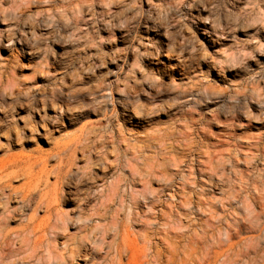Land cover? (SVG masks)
Returning a JSON list of instances; mask_svg holds the SVG:
<instances>
[{
  "label": "rangeland",
  "instance_id": "374dc122",
  "mask_svg": "<svg viewBox=\"0 0 264 264\" xmlns=\"http://www.w3.org/2000/svg\"><path fill=\"white\" fill-rule=\"evenodd\" d=\"M88 1H1L0 107L11 117L5 120L0 110V119L6 121L5 127L23 128L22 121L34 123L41 117L51 132L44 134L36 126L33 139L13 147L12 152L23 148L30 153L38 148L49 153L54 143L78 139L93 129V144L104 146L98 152L91 148V159L100 160V168L94 165L90 172L99 176L107 164L110 171L122 174V169H129L124 158L113 161L114 167L101 161L105 150L111 149L113 130L139 152L147 134L163 137L162 146L149 141L150 147L141 150V158L133 165L145 168L146 157H165L168 181L157 173L158 179L150 187L138 185L134 191L140 207L133 209L136 212L132 211L131 218L127 211L113 207L105 220L94 222L111 227L118 213L121 225L125 224L121 237L110 231L104 246L100 245L103 255L109 252L106 263L115 256L114 244L124 237L133 249L124 257V264H192L198 259L207 264H228L230 260L229 264H243L242 257L245 264H255L264 250V232L259 230L264 227V216L258 207H244L249 193L256 191L247 176L248 166L241 161L233 166L229 156L233 159L241 153L244 141L238 139L242 134L255 135L264 127V0H122V8L116 11L97 0ZM191 1L201 2L204 9L190 8ZM127 8L133 14H126ZM119 14L126 16L125 26L114 25ZM209 21L216 32L208 34L211 39L205 38L203 30L209 28ZM146 25L154 26L156 33L145 30ZM120 33L127 36L124 45ZM253 37L258 39L253 42ZM243 44L251 52L243 62L232 70L219 63L237 57ZM50 103L62 107L57 119H52ZM66 107L73 110L66 112ZM136 108L141 116L133 115ZM229 120L235 123L230 125ZM99 134L105 138L97 139ZM164 146L169 150L161 151ZM230 148L232 153L227 152ZM221 151H226L224 157ZM49 163L55 164V158ZM254 166L262 168L260 163ZM93 183L84 185L91 195L89 206L102 199L96 196ZM62 190L67 192L66 187ZM256 244L260 245L253 246ZM254 247L260 249L256 258ZM27 255L9 257L4 263L19 259L37 264Z\"/></svg>",
  "mask_w": 264,
  "mask_h": 264
},
{
  "label": "bare ground",
  "instance_id": "6f19581e",
  "mask_svg": "<svg viewBox=\"0 0 264 264\" xmlns=\"http://www.w3.org/2000/svg\"><path fill=\"white\" fill-rule=\"evenodd\" d=\"M1 1L2 0H0V4ZM88 2H90V0ZM97 2L98 3L100 2V5L101 3H104L102 5H105L106 8H111V9L113 8L115 9V11L118 10V8H122V0H97ZM203 5L204 4H202L199 1L198 2L191 1L189 7L203 10L204 9L202 7ZM80 11L81 9L79 10V13ZM126 12H127L126 14H133L132 9L127 8ZM115 14H117L116 16H118V11ZM125 17L126 16L124 14H119V17L117 18V21L114 23V25H118L120 27L124 25L126 20ZM206 20L208 21L209 19L206 18ZM209 25H210L209 28L208 26H204L203 30L206 33L205 38L207 37L211 39L210 35L208 34L212 33L216 35V32L211 28L212 25L210 21H209ZM243 27L244 26H242V28ZM145 28H146L145 30L147 31H152L156 33L155 27L152 25L151 26L146 25ZM208 29L211 30V32ZM126 34L120 35V42L123 43V45L125 41L126 43L128 41V39L126 38L127 37ZM185 37L187 39L189 38L188 36ZM257 39L258 37H253L250 40L255 42ZM6 42H10V40L7 39ZM161 42L162 41H160V43ZM245 45L246 44L240 45V49L238 50L237 57H234L233 55V57L230 58H223L220 60L219 63L227 67V69L236 67L238 64H240L247 58V55H249L248 53H251L249 46L247 47ZM258 46H262V44L260 45L258 44ZM146 55L147 57L149 56V54ZM167 56L170 57L172 56V54L168 52ZM255 70H256L255 72L257 73V69ZM248 90L250 91V89ZM255 90L256 89L254 87L252 88L251 91H255ZM69 93L70 95L74 94V92L72 91H70ZM255 94L257 97L258 91ZM259 94L260 96L263 95L261 93ZM262 99L264 98L262 97ZM262 102L263 101H261V104H264ZM71 109L72 108L66 107L65 110L66 112H70ZM0 110L2 113H4L5 120L11 117L9 116L8 110H6L4 107H0ZM49 110L51 111L52 119L54 118L57 119L62 114V107L60 105L57 106V104H51ZM136 110L134 109L133 115L135 117L141 116L142 115L141 111L139 112L138 110L137 111ZM131 112H133V109ZM262 113H264V111H262ZM132 116L130 117L132 118ZM5 120L0 119V139H2L0 140V264H5L4 261L6 259H9V257H15L21 254H28L27 255L28 257L26 258L36 259L37 264H124L123 263L124 257H126L129 253H132L133 251L132 246L129 243L127 244L124 242L126 238L122 237V241H120L121 240L120 238V240L114 244L113 248L115 254L114 253L113 254L115 256L109 259L110 263H106V261L108 260L107 255L109 254V252H106L103 255L100 249L104 246L103 244H105V240L109 236L108 233L110 231L113 232L114 236L117 238L122 236L120 234L122 229L121 226L122 225L124 226L125 224L121 225L117 217L119 216V214L118 213L114 214L115 216H113L111 222L112 228L106 224L101 225L95 223L96 222L99 223V221L101 222L102 220H105L106 214L111 209H113V207H116L118 208V210L121 211L124 210L127 211L126 215L128 214L130 217V215H132L133 212L135 211L133 209H137L138 207H140V202L135 197L134 190L136 189V187L138 185L142 186L145 189L150 187V184L153 185V182L154 181L156 182V179H158L157 173L164 174L166 176V179L168 178L169 175L166 174V169H165V164L167 162L165 157H162L161 160H159L158 158L156 159V157H154L153 155H152L153 157L150 158L146 157L144 159L145 161L144 163L146 165L145 168L139 167L138 164L133 165V163H137L138 160L141 158V156H139L141 150H143L144 148L148 149L150 147L148 143L149 141H151V143H157L159 146H162L163 137H159L158 135H152L153 133L151 135L147 134L144 138V142L146 141V143L139 146V148L141 149L139 152L136 147L127 143L126 141L127 138L123 137L124 138L123 139L122 137L119 136L120 134L114 133L113 130L109 136L111 149L109 150L106 149L105 150L106 153L104 154V157L100 159L101 161L103 160L104 163L107 162L110 163L109 164L110 166L117 161L120 162L122 158H124L125 164L129 166V169L127 170L122 169V174L121 172L119 174H116V172H114L113 170L110 171L107 168V164H106V166L104 165V167H101V170H99L100 174L98 176L90 172V169H92L94 165H97V167L95 166L96 169L100 168V166L98 167L97 164L100 160L98 159L99 161L95 162L97 160L93 161V159H91V155H92L91 148H94V150L98 152L104 146L103 145L104 143H102L103 146L101 148H97L95 144H93L94 143L93 137L95 138V136H90L91 133L92 134L95 133L93 129L85 133V135H82L80 138L78 137V139L65 140L62 143L60 142L54 143V147L51 150L52 152L49 153L48 152L43 153L38 148H35L34 150L30 151V153L29 152L24 153L23 148L20 152L14 153L12 152L13 147L17 145H23L26 141L33 139L34 133L37 132L36 126L40 127L43 130L44 134L49 135L51 132H49L50 131L49 129H48L49 131H47L48 124L46 123V120H42L41 117H39L38 122H34V123L28 122L26 120L22 121L23 128H18L16 126H10V125H9L10 127L8 126L5 127L4 126V123L6 122ZM239 122L240 121L236 122L237 126L241 124ZM229 123L230 125H233L235 121L229 120ZM83 131L85 132L86 130ZM187 136L189 137V134H187ZM98 138L99 140H102L105 138V136L100 135L99 137H97V139ZM238 140L244 141L240 145L241 153H237V155H242V158L237 159L238 156L235 154L237 151H234V156L235 155L236 156L233 159H231V157L229 156V160L231 164H233V166L234 165L238 166L241 161L246 166L251 168L250 170L247 167L246 172H247V176L248 177L250 176L251 178V186H252L251 188H253L256 191L255 192L256 194L249 193L246 199L249 202L247 205L245 204L244 207H249V206L252 208L258 207L262 211V214L260 212L259 214H261V216H264V127H262L260 132L255 135H248L246 133L242 134V136H240ZM238 140L235 139V142L236 141L238 142ZM227 145H229V143H227ZM122 146H123V150L121 152ZM237 149H238V145H237ZM160 150L166 151L169 149L166 146H164ZM153 152L151 153L153 154ZM206 152L207 151H205V153L203 154H206ZM225 152L221 151L222 157H224ZM227 152L232 153V149L230 148V150ZM211 153L212 152H210V154ZM213 153H215V151H213ZM53 157L55 158L56 163L50 165L49 161ZM108 157H111L113 159L108 160ZM226 157L228 158V156ZM208 161L209 163H213L210 155H208ZM257 163H260V165H262V168L259 167H258L259 169L256 168L255 167L256 165L254 166V164ZM214 169H216V166ZM254 173H256L257 176L253 175ZM247 176H245V178H247L248 180ZM109 177L111 179L108 182V184H106ZM160 179L163 180L162 176L160 177ZM91 181L92 183L94 182L96 184L95 187V191L97 194L96 196L101 197L102 199L100 198L101 201L99 202V204L89 206L91 195L89 192V188H85V187ZM18 182H20V184H18ZM63 187L67 188V192H64L62 190ZM128 189L131 190L130 195H128L129 193ZM64 205H71L72 208L70 210H63L62 206ZM113 212H115V210ZM40 213H42V215H40ZM128 219L126 220L129 221ZM71 229L74 230L73 233H70ZM259 230H261V232H264V227L262 229L259 228ZM259 230L258 232H260ZM142 239L144 241V238ZM257 243H259V241H257ZM259 245L260 244H256L253 246H259ZM108 247L109 249H112V244L111 243L108 244ZM257 249L258 248L254 247L253 252L259 253L260 249L258 251ZM237 253H240V251ZM252 254L250 255L252 256ZM256 254L257 253H255V258H256ZM263 254H264V250L262 248V255H261L262 257L260 258L259 256L258 260L260 259V261L257 262L258 261L257 260L255 264H264ZM191 256L192 254H189L190 258H188V256H186V258H188V260H191ZM203 258L205 259V257ZM206 259L208 260V258ZM18 260H13L8 264H26L24 262L26 260L24 261L23 260L18 261ZM242 261L244 262L243 264H245V260L243 259V257H242ZM173 262L172 264H174ZM206 262H203L201 259H198L196 262L193 261V263L191 261L192 264H205ZM179 263L189 264L186 261L183 262L181 261ZM235 264H237V262Z\"/></svg>",
  "mask_w": 264,
  "mask_h": 264
}]
</instances>
